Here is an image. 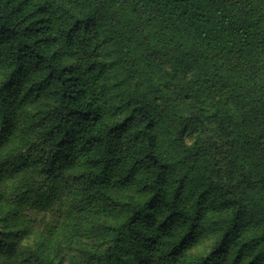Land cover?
<instances>
[{"label":"trees","instance_id":"16d2710c","mask_svg":"<svg viewBox=\"0 0 264 264\" xmlns=\"http://www.w3.org/2000/svg\"><path fill=\"white\" fill-rule=\"evenodd\" d=\"M0 264H264V0H0Z\"/></svg>","mask_w":264,"mask_h":264},{"label":"rangeland","instance_id":"374dc122","mask_svg":"<svg viewBox=\"0 0 264 264\" xmlns=\"http://www.w3.org/2000/svg\"><path fill=\"white\" fill-rule=\"evenodd\" d=\"M46 218L48 219V216H46ZM31 240H32V238H30L29 241H27V242H31Z\"/></svg>","mask_w":264,"mask_h":264}]
</instances>
